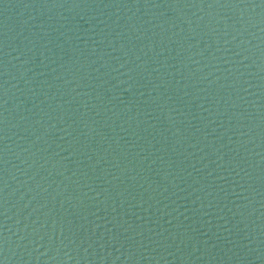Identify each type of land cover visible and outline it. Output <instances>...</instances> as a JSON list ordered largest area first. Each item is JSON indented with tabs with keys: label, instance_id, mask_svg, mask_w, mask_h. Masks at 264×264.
Here are the masks:
<instances>
[{
	"label": "water",
	"instance_id": "obj_1",
	"mask_svg": "<svg viewBox=\"0 0 264 264\" xmlns=\"http://www.w3.org/2000/svg\"><path fill=\"white\" fill-rule=\"evenodd\" d=\"M0 264H264V0H0Z\"/></svg>",
	"mask_w": 264,
	"mask_h": 264
}]
</instances>
